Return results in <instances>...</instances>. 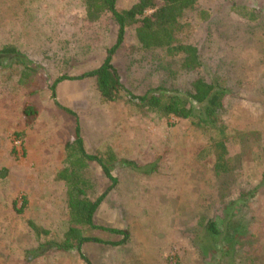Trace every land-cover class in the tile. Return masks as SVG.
Instances as JSON below:
<instances>
[{
  "label": "rangeland",
  "instance_id": "374dc122",
  "mask_svg": "<svg viewBox=\"0 0 264 264\" xmlns=\"http://www.w3.org/2000/svg\"><path fill=\"white\" fill-rule=\"evenodd\" d=\"M116 32L109 13L87 21L84 0H0V49L14 45L37 70L21 77L22 66H0V264H264V0H198L175 41L197 48L202 76L227 85L220 117L230 133L228 173H215L208 136L188 120L125 102L127 91L188 89L194 74L180 68L176 48L135 51L128 27L112 56L124 87L117 102L72 78L102 63ZM61 76L70 79L53 97ZM25 104L37 110L31 127ZM76 123L87 152L106 162L110 149L117 180L109 190L98 164L86 170L90 198L107 192L95 228L83 232L98 240L80 251L58 247L69 225L56 175ZM231 216L230 234L211 238L206 221L223 230Z\"/></svg>",
  "mask_w": 264,
  "mask_h": 264
},
{
  "label": "trees",
  "instance_id": "16d2710c",
  "mask_svg": "<svg viewBox=\"0 0 264 264\" xmlns=\"http://www.w3.org/2000/svg\"><path fill=\"white\" fill-rule=\"evenodd\" d=\"M197 1L135 0L129 7L118 9L116 0H84V17L87 21H98L106 13L112 16L117 25L116 39L115 44L107 49L106 56L98 67L72 78L91 80L94 90L103 102H117L122 99L124 87L112 64V56L122 44L128 27H134V38L137 44L134 48L135 51L137 48L142 52L176 48L182 52L180 68L194 74L188 89L183 92L170 91L158 85L141 94L127 91L128 99L125 102L138 108L141 112L150 111L162 117L173 116L188 120L194 127L202 130L210 142L208 150L214 157L213 169L216 174H222L231 170L226 146L230 133L220 117L223 101L228 92L227 85L202 76L200 73L202 62L194 45L176 44L175 42L181 31V17L185 12L193 10ZM3 61H12L22 66L21 77L37 72L36 67H33L31 62L11 44L4 45L0 49V66ZM66 79L70 78L61 76L53 81L50 87L53 97L56 84ZM21 112L24 125L31 127L36 120V108L32 104H25ZM64 150V164L57 172L56 178L64 185L69 226L58 247L61 250L75 248L80 251L83 243L98 240L95 237L85 236L83 232L86 229L95 228L94 216L107 192L105 191L94 199L90 198L89 194L93 186L86 175V170L91 163L98 164L103 174L111 182L110 190L117 181L111 174L109 164L111 160H114V157L110 149L106 150V162L102 157L87 152L78 123L75 126L74 139L65 143ZM248 194H254V189ZM232 218L233 216L226 220L227 223L224 224L223 230L217 227L215 221L207 220L204 225L205 230L211 238H218L223 234L229 235L230 229L237 226V222ZM109 230L123 235V238L127 237L125 231ZM121 241L112 244L117 245Z\"/></svg>",
  "mask_w": 264,
  "mask_h": 264
}]
</instances>
